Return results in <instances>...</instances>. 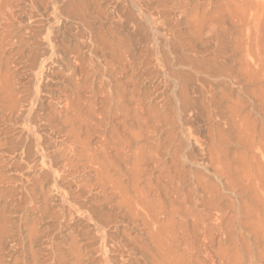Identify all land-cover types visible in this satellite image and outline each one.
I'll list each match as a JSON object with an SVG mask.
<instances>
[{"label":"bare ground","instance_id":"obj_1","mask_svg":"<svg viewBox=\"0 0 264 264\" xmlns=\"http://www.w3.org/2000/svg\"><path fill=\"white\" fill-rule=\"evenodd\" d=\"M170 1L0 0V264L251 259L264 49H228L224 7Z\"/></svg>","mask_w":264,"mask_h":264},{"label":"rangeland","instance_id":"obj_2","mask_svg":"<svg viewBox=\"0 0 264 264\" xmlns=\"http://www.w3.org/2000/svg\"><path fill=\"white\" fill-rule=\"evenodd\" d=\"M178 1H180L181 3L182 2H184V0H178ZM196 2H194V0H193V2L191 1V3H192V5H189L190 6V8H192V9H194V5L195 6H198L199 5V10L197 11V12H200V14H201V11L202 12H204L205 10L206 11H208L209 12V10L210 11H212L211 9H213L214 10V8H215V10L217 11L218 9L220 10V8H221V10L223 9V7L225 8V9H223L222 11H224V13H226L225 14V17L228 19V21L226 20V21H224V23H225V25L229 28L228 29V34L226 35V41L229 43L228 44V49L230 48V49H235L236 47L238 48V50L240 51V52H244V53H249L251 56H253L254 57V55L256 54V53H254V51L255 52H261V51H263L264 52V50H262L261 49V51H259L260 50V48H263L264 49V35H263V37H262V39H261V36H262V34L264 33V0H257V1H255V0H250V3L251 4H249V6L250 7H252L253 8V10H252V8H250L249 6H247V9H246V6H245V8H244V5L246 4L247 5V3L249 2V0L248 1H246V0H241L240 2H238L239 0H232V3H231V1L230 0H195ZM203 1V2H202ZM172 3L173 1H170L169 0V3ZM201 2V3H200ZM209 2H210V4H209ZM226 2V3H225ZM230 2V3H229ZM236 2V3H235ZM243 2V3H242ZM258 2L261 6H258L259 4L256 3ZM107 3V4H106ZM168 3V6L171 4H169ZM196 3V4H195ZM233 3H234V6L232 7V5H233ZM237 3H239V5L241 6L242 4H244V5H242V7H240ZM200 4H201V6L202 7H200ZM207 4H209L210 5V7H209V5L207 6ZM229 4V5H228ZM230 4H232V5H230ZM103 5H105V7H103V9L105 10V12L107 11V9H108V7L110 6L109 4H108V2L107 1H103ZM173 4H171L170 5V7L172 6ZM227 5L230 7L231 6V8H229L228 9V7H227ZM256 5V6H255ZM107 6V7H106ZM189 6L187 7V8H189ZM204 6H205V8H204ZM222 6V7H221ZM226 6V7H225ZM206 7H209L210 9H208V8H206ZM219 7V8H218ZM240 9H239V8ZM255 7V8H254ZM202 8V10L200 11V9ZM228 9V11H227V9ZM234 8V9H233ZM241 8H242V10H241ZM250 8V9H249ZM208 9V10H207ZM236 9V10H235ZM239 9V10H238ZM245 9V10H244ZM255 9V10H254ZM195 10V9H194ZM194 10H191L192 12H196V11H194ZM215 10H214V12H215ZM233 13L234 12V15H236V17L237 18H234L233 17V14L231 13V14H228V13H230V11ZM234 10V11H233ZM252 10V15L250 16V15H248L247 13H251L250 11ZM213 12V11H212ZM228 12V13H227ZM246 12V13H245ZM255 12V13H254ZM243 14V19L241 18V16H242V14ZM239 14V15H238ZM246 14V15H245ZM227 15V16H226ZM107 16V14L105 15L104 14V17H106ZM173 16V15H172ZM171 16V17H172ZM230 16H232V17H230ZM250 16V17H249ZM196 17V16H195ZM253 18V20H255V21H253V20H251V19H249V18ZM258 17V18H257ZM239 18H241V19H239ZM194 19L195 18H193V21H194ZM232 21H234V20H236V23L235 22H232ZM251 20V21H249V20ZM259 21H258V20ZM171 20H173V19H171ZM240 20V21H239ZM243 20V21H242ZM247 20V21H246ZM192 21V22H193ZM246 21V22H245ZM248 21L250 22V23H248ZM253 21V22H252ZM227 22V23H226ZM228 22H229V24L230 23H232V25L230 24H228ZM237 22H241V23H243L242 24V27L240 26L241 25V23H237ZM185 23V24H184ZM261 24V27H260V24ZM239 24V25H238ZM249 24V25H248ZM259 24V25H258ZM262 24H263V26H262ZM235 25V26H234ZM239 26V27H238ZM193 25L191 24L190 25V23H186V21L184 20V22L182 23V27L181 28H183L182 30L184 31V33H187L188 31H190V30H192L193 28ZM256 29V31H255V29ZM258 28V29H257ZM238 29H240V30H238ZM248 29L250 30V32H246V30L248 31ZM260 29H263V31L262 30H260ZM243 32H242V31ZM258 30V31H257ZM241 31V32H240ZM259 31H261V35H259L260 33H259ZM257 32V33H256ZM245 33H250L251 35H249L250 37H248V35L246 34V36H245ZM254 34H256L255 36H257V38L254 36ZM258 34V35H257ZM242 35L244 36V37H242ZM253 36V37H252ZM260 37V39H259V37ZM242 37V38H241ZM244 38H246L245 40H244ZM249 38H251L252 40H254L255 38V40H254V42H252ZM250 40V42H249V40ZM237 40V41H236ZM246 40L248 41V43L246 42ZM257 40H258V42H257ZM243 41H245V42H243ZM255 41H256V43H255ZM259 41L260 42H262L263 43V45L261 44V43H259ZM240 43H241V45H240ZM243 43V44H242ZM246 43V44H245ZM252 43L254 44V45H252ZM259 43V44H258ZM245 44V46H243ZM261 44V45H260ZM235 45V46H234ZM239 45V46H238ZM250 45V46H249ZM255 45H257V46H255ZM255 46V47H254ZM261 46H263V47H261ZM232 47H235V48H232ZM245 47V48H244ZM258 47V48H257ZM260 47V48H259ZM236 48V49H237ZM244 49V50H243ZM247 49V50H246ZM252 49V50H251ZM254 49V50H253ZM256 49L258 50V51H256ZM251 51V52H250ZM257 55V54H256ZM250 88H251V90H257V86L256 85H252V86H250ZM257 112L256 111H254L253 113H252V116L253 117H256V114ZM258 116H260V115H258ZM253 117L251 118V120H253ZM97 133V134H96ZM95 135H97V137L99 136V134H98V132H95L94 133ZM96 137V136H95ZM86 160H80V164L81 163H83V162H85ZM9 174V175H8ZM11 174V172H5L4 173V175H6L9 179H11L10 181H12L13 180V178H12V174ZM12 183V182H11ZM256 217V216H255ZM9 218H10V220H12L13 218H14V216L12 217V214L9 216ZM248 219V221H250L253 225L254 224H257V227L254 229V233H253V236L250 238V240H249V247H248V249H249V255L251 256V259L248 261V258H250V257H244V259H243V261H245V262H247L246 264H264V221H262V223L260 222V221H258V218L256 219V218H254L253 216H250V217H248L247 218ZM260 222V223H258V222ZM49 222V221H48ZM259 224H262V226L260 225V227H259ZM48 224H44V222H39V224H38V228L39 229H41V230H46L47 228L46 227H48L47 226ZM135 235H136V233H134ZM220 234V233H219ZM138 235V234H137ZM202 240H203V238H201ZM219 239H221L222 240V243H221V245H222V248H224V247H227L226 245H228V244H225L224 245V243H226L225 242V240H224V238L222 237V235H220V237H219ZM202 243H204V242H207V240L206 239H204L203 241H201ZM230 245L228 246L229 247V249L231 250V252H233V253H231V256H233L234 257V255L236 256V253H237V255L238 256H236V258L237 259H240V257H241V254L243 253V247H241V246H238V247H236L235 245H233L232 246V244L231 243H229ZM224 245V246H223ZM66 250L68 249V247L66 248V245L65 246H63ZM221 247V246H220ZM218 248H219V246H218ZM64 249V250H65ZM252 252V253H251ZM225 254H227V253H229L228 251L227 252H224ZM207 254V253H206ZM206 254H204V255H206ZM242 258H243V256H242ZM209 260H207L206 261V264H214V262H211V259L210 258H208ZM219 260V261H218ZM217 260V262H216V264H224L225 262H224V260H222V259H218ZM222 260V261H221ZM211 262V263H210ZM222 262V263H221ZM45 263V262H44ZM95 263H97V261H95ZM94 263V264H95Z\"/></svg>","mask_w":264,"mask_h":264}]
</instances>
